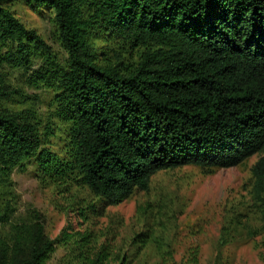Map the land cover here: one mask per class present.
Masks as SVG:
<instances>
[{
	"label": "trees",
	"instance_id": "16d2710c",
	"mask_svg": "<svg viewBox=\"0 0 264 264\" xmlns=\"http://www.w3.org/2000/svg\"><path fill=\"white\" fill-rule=\"evenodd\" d=\"M10 1L0 0V65L49 57L29 76L55 89L73 163L102 203L147 189L160 169L228 167L259 152L252 197L264 218V0H23L51 9L63 65ZM100 32L117 40L112 55L91 42ZM13 91L0 76V169L34 156L51 169L31 109L2 105ZM9 214L5 205L0 221ZM22 222L0 238V264H45L54 239L39 220ZM103 247L81 264L127 263L108 261Z\"/></svg>",
	"mask_w": 264,
	"mask_h": 264
},
{
	"label": "rangeland",
	"instance_id": "374dc122",
	"mask_svg": "<svg viewBox=\"0 0 264 264\" xmlns=\"http://www.w3.org/2000/svg\"><path fill=\"white\" fill-rule=\"evenodd\" d=\"M6 5L46 40L53 62L65 64L51 9L23 0ZM106 35L100 32L91 42L97 52L112 55L119 45ZM46 61L49 57L38 55L29 67L0 65L2 83L14 89L2 105L31 109L40 121L41 146L54 158L51 169L37 156L7 174L0 169V210L10 209L7 220L0 221V238L10 240L11 223L39 220L55 246L45 264H81L82 255L93 257L103 245L108 261L123 256L126 264H264V218L252 197L251 165L259 152L228 167L160 169L147 189L135 188L119 203L104 204L73 163L69 123L58 111L55 89L29 76ZM83 232L91 234L85 245Z\"/></svg>",
	"mask_w": 264,
	"mask_h": 264
}]
</instances>
